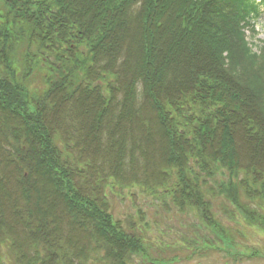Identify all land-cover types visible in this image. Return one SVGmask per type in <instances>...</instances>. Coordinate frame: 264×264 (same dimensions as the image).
I'll return each instance as SVG.
<instances>
[{"label":"trees","instance_id":"trees-1","mask_svg":"<svg viewBox=\"0 0 264 264\" xmlns=\"http://www.w3.org/2000/svg\"><path fill=\"white\" fill-rule=\"evenodd\" d=\"M262 7L0 0V246L13 264H130L144 253L134 224L112 215L113 185L166 192L210 226L206 189L220 170L245 175L221 190L239 207L241 191L264 196L253 188H264V48L247 37ZM35 47L56 74L32 94Z\"/></svg>","mask_w":264,"mask_h":264},{"label":"rangeland","instance_id":"rangeland-1","mask_svg":"<svg viewBox=\"0 0 264 264\" xmlns=\"http://www.w3.org/2000/svg\"><path fill=\"white\" fill-rule=\"evenodd\" d=\"M0 13L2 30L6 27V12ZM247 37L254 52L259 53L264 48V7L253 19ZM26 47L21 45L20 51ZM33 51L38 55V68L28 80V88L35 94L44 90L48 77L56 73L52 71V58L45 59L36 47ZM243 179L245 175L233 178L227 171L220 170L209 180L206 192L212 204L214 226L204 222L195 210L179 212L166 192L148 195L139 188L119 192L113 185L108 197L114 219L131 231L134 224V232L145 245V252L135 255L130 264H264V224H252L245 211L246 208L249 213L264 217V196L252 201L241 191L243 208L221 192L231 182L238 185ZM261 187L253 188L264 193ZM8 248L7 244L0 246L3 264H13Z\"/></svg>","mask_w":264,"mask_h":264}]
</instances>
